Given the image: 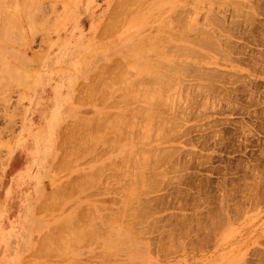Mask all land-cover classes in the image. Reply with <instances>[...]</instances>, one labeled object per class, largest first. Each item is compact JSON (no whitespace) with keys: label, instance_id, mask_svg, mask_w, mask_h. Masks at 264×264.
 <instances>
[{"label":"rangeland","instance_id":"obj_1","mask_svg":"<svg viewBox=\"0 0 264 264\" xmlns=\"http://www.w3.org/2000/svg\"><path fill=\"white\" fill-rule=\"evenodd\" d=\"M2 1L0 28L14 33L0 29V46L16 51L20 68L24 56L31 78L12 84L0 110V264H264V0H123L115 14L116 0H78L77 32L89 46L73 53V66L53 61L75 1ZM70 69L76 82L54 148L65 124L76 123L68 148H59L68 152L50 159L39 188L6 201L25 170L26 154H8L7 143L30 108L32 78L60 79ZM80 82L87 87L76 100ZM52 89L42 91L43 112L57 106ZM33 116L43 129L49 123ZM26 191L34 213L21 225Z\"/></svg>","mask_w":264,"mask_h":264},{"label":"bare ground","instance_id":"obj_2","mask_svg":"<svg viewBox=\"0 0 264 264\" xmlns=\"http://www.w3.org/2000/svg\"><path fill=\"white\" fill-rule=\"evenodd\" d=\"M2 1V0H1ZM4 1V0H3ZM2 1V2H3ZM8 1V0H7ZM10 1V0H9ZM73 1H75L74 3H76L75 4V7L73 8V6H72V8H70V6H69V8H68V6L66 7V8H68V10H67V14H66V17H65V19L63 18L62 19V21L60 22V26H61V28L62 29H64V28H66V26H67V21H68V18L69 19H71V20H73V27H72V29H71V31L69 32V34L66 32L65 33V39H64V44H63V47L61 48V52L58 54V53H56L55 54V58H54V61H53V63H59V62H68V60L70 59V61L68 62V63H70V65H72L73 66V63H72V60H73V58H74V55H73V53L75 52V51H78L80 54L81 53H83L87 48H88V46H89V44H87L88 43V41L86 40V38H85V36H84V33L81 31V29L77 32V28H78V19H77V16H78V14H79V2H78V0L76 1V0H73ZM117 1V0H116ZM121 2L122 0H118L117 2ZM126 1H128V0H126ZM133 1V0H132ZM31 2V1H30ZM36 3H37V1H35ZM131 2V1H130ZM7 3V2H6ZM90 3L91 2H89V3H87V6H90ZM114 3H115V1H114ZM122 3V2H121ZM126 3V2H125ZM33 4V3H32ZM120 4V3H119ZM0 5H1V2H0ZM5 5V4H4ZM15 5H16V3H15ZM14 5V6H15ZM116 6H117V3L115 4ZM1 6H3V4L1 5ZM25 6V5H24ZM31 6H33V5H31ZM116 6H114V7H116ZM120 6V5H119ZM114 7H113V9H112V13H113V10H114ZM1 8H4L5 9V6H3V7H1ZM15 8H17L18 9V7L16 6ZM31 8V7H30ZM29 8V9H30ZM122 8V7H121ZM3 9V10H4ZM32 9V8H31ZM30 9V10H31ZM36 9V8H35ZM74 9H76L75 10V12L74 13H72V11H74ZM117 9V8H116ZM116 9H115V12H116ZM127 9V8H126ZM1 10V9H0ZM26 10V9H25ZM119 10H120V8H119ZM119 10H118V12H119ZM16 12H18V11H16L15 10V13ZM26 12V11H25ZM32 12V11H31ZM6 13V11L4 12V17H5V14ZM111 13V14H112ZM129 13V12H128ZM31 14V13H30ZM34 14V13H33ZM38 14V13H37ZM122 14V13H121ZM11 15H13V14H11ZM16 15H17V13H16ZM25 15V14H24ZM27 15H28V13H27ZM35 15V14H34ZM125 15V14H124ZM0 16H1V14H0ZM8 16H10V14L8 15ZM117 16V15H116ZM118 16H120V15H118ZM122 16V15H121ZM7 17V16H6ZM109 17V16H108ZM115 17V16H114ZM1 18H2V16H1ZM12 18H13V16H12ZM30 18V17H29ZM28 18V16L26 17V19H27V22L29 21L30 22V20H28L29 19ZM33 18V17H32ZM39 18V17H38ZM10 19V18H9ZM8 19V20H9ZM16 18H14V19H12V20H15ZM4 20V19H3ZM10 21V20H9ZM26 21V20H25ZM41 21V20H40ZM44 22H45V20H43ZM2 22V21H1ZM4 22H5V20H4ZM4 22H2L3 24H4ZM13 22V21H12ZM12 22H10V23H12ZM58 22V21H57ZM1 23V24H2ZM6 23H8L7 21H6ZM13 23H16L15 21L13 22ZM46 23V22H45ZM26 24H28V23H26ZM31 24V23H30ZM41 24V23H40ZM39 24V25H40ZM8 25H9V23H8ZM29 25V24H28ZM32 25V24H31ZM2 26V25H1ZM4 26H5V24H4ZM3 26V27H4ZM13 26V25H12ZM3 27H1L0 29H5L6 28V26H5V28H3ZM16 27H18L17 25H16ZM15 27V28H16ZM20 27V26H19ZM18 27V28H19ZM105 27V26H104ZM103 27V28H104ZM111 27V26H110ZM10 28V30L12 29V27L10 26L9 27ZM109 28V27H108ZM8 29V26H7V28H6V30ZM102 29V28H101ZM113 29V28H112ZM9 30V29H8ZM9 30V31H10ZM19 30H20V28H19ZM74 30H76V31H74ZM99 30H100V28H99ZM0 31H2V30H0ZM13 32H11L10 31V33L12 34V33H14V30H12ZM74 31V32H73ZM6 32V31H5ZM4 32V33H5ZM17 32V31H16ZM15 32V33H16ZM106 32H107V30H106ZM106 32H104V33H106ZM3 33V32H2ZM2 33H0V35L2 34ZM18 33V32H17ZM104 33H102V34H104ZM101 34V33H100ZM14 35V34H13ZM100 36V35H99ZM105 36V35H104ZM107 36H108V34H107ZM3 38H5L4 36H3ZM15 38H17V36H15ZM64 38V35L62 36V39ZM20 39V38H19ZM16 41V40H15ZM87 44V45H86ZM20 45V44H19ZM3 47H4V49H3ZM3 47L2 46H0V51H1V55H0V61H1V65H0V110L1 109H3V110H7L8 109V101H9V94H8V89L9 88H11V86H12V84H14V86H15V83L16 82H19L17 85H19V84H21L22 86H27V84L29 83V81H30V74L28 73V70H26V66H24V64H25V60H24V56H21V63H22V67L20 68V66L18 65V64H14L13 63V61H12V58H16V57H18V55L17 54H15L16 53V51L15 50H12V49H9V48H7V46L6 45H3ZM9 47H12V46H9ZM14 47V46H13ZM6 52H7V54H6ZM5 54V55H4ZM28 61V60H27ZM117 61H120V60H117ZM123 62V61H122ZM182 62V61H181ZM120 63V62H119ZM118 63V64H119ZM27 64V63H26ZM25 64V65H26ZM28 65V64H27ZM69 65V66H70ZM112 66V65H111ZM120 66V65H119ZM28 67V66H27ZM113 67V66H112ZM114 67H115V65H114ZM113 67V68H114ZM117 67V66H116ZM115 67V68H116ZM123 67L125 68V64L123 65ZM169 67V66H168ZM106 68H107V66H106ZM112 68V69H113ZM121 68V67H120ZM120 68H119V70H120ZM169 68H171V67H169ZM112 69H110V70H112ZM127 69V68H126ZM166 69H167V67H166ZM116 70V69H115ZM118 70V71H119ZM121 71V70H120ZM124 71H126L125 69H124ZM124 71H122V72H124ZM101 72V71H100ZM115 71H113L112 73H114ZM127 72H128V70H127ZM109 73V72H108ZM126 73V72H125ZM124 73V74H125ZM131 73V72H130ZM166 73V72H165ZM97 74H99V75H101L100 73H97ZM119 74H120V72H119ZM123 74V75H124ZM129 74V73H128ZM133 74V73H132ZM147 74V73H146ZM164 74V73H163ZM111 75V74H110ZM166 75H168L167 73H166ZM59 76H62V78H60V79H58V88L56 89V91H55V94H54V96H55V98L57 99V106L53 109V110H50V111H48V112H42V91H43V89L46 87V85H48V84H50V81H51V76H48V75H45V74H43L42 76H40V75H38V76H35L34 78H32L33 80H32V82H33V88H34V91H33V95H32V97H31V99H30V108L28 109V111L26 112V114H25V116H24V119H23V123H22V127H21V130H20V132H19V134L16 136V138H15V140H14V144L13 143H10V141H8V143H7V146H8V148H9V153L8 154H13V152H15V151H21V154H26V164H25V167H24V171H19V173H17L15 176H13V178H12V180H11V183H10V185L7 187V189H6V191H5V200L6 201H9L10 199H12V195H13V191H17V192H19V194L18 195H20V192L21 191H23L24 190V187H26V186H29V185H32L33 186V188L32 189H37V188H39V186L41 185V182H42V177L45 175V173H47L48 172V170H49V168H50V159L51 158H53V156H54V143H55V138H56V136H57V132H58V127H59V125H60V123L62 122V120H63V116H64V111H63V107H64V105L69 101V98L72 96V94H73V85H74V83L76 82V77H74V76H72V81H71V83H68V72H67V70H65V71H60L59 72ZM108 76H109V74H108ZM130 76H131V74H130ZM134 76H135V74H134ZM157 76V75H156ZM170 76V75H169ZM110 77H112V76H109V78ZM118 77V76H117ZM119 77H120V75H119ZM119 77H118V79H119ZM124 77V76H123ZM132 77H133V75H132ZM132 77L129 79V77H128V79H129V81L132 79ZM153 77H154V75H153ZM121 78V77H120ZM125 78V77H124ZM177 78V77H176ZM175 78V79H176ZM103 80L105 79V77L104 78H102ZM112 79V78H111ZM140 79V81H141V79H142V81H143V78H139ZM158 79H160V80H162L161 78H159L158 77ZM102 80V81H103ZM137 80V79H136ZM157 80V79H156ZM155 80V81H156ZM94 81V80H93ZM106 81V80H105ZM115 81V80H114ZM118 81V80H117ZM131 81H134L135 82V80H131ZM157 81H159V80H157ZM156 81V83L157 84H159L160 86H161V82L160 83H158ZM166 81V80H165ZM168 81V80H167ZM169 81H171V80H169ZM108 82V81H107ZM111 82H113L112 80H111ZM106 83V82H105ZM109 83V82H108ZM142 83V82H141ZM140 83V84H141ZM144 83H146V82H144ZM170 83V82H169ZM81 84H83V83H81ZM92 84V83H91ZM118 83H116V85H117ZM130 84H131V82H130ZM138 84V83H137ZM84 85V84H83ZM110 85V84H109ZM113 85H114V83H113ZM120 85V84H119ZM146 85V84H145ZM165 85V84H164ZM164 85H162V86H164ZM86 86V85H85ZM91 86V85H90ZM111 86V85H110ZM118 86V85H117ZM13 87V86H12ZM80 87V86H79ZM87 87V86H86ZM86 87H84V88H86ZM89 87V86H88ZM93 87V86H92ZM103 87V86H102ZM105 87H107V85H105ZM111 87H113V86H111ZM110 87V88H111ZM129 87V86H128ZM169 87V86H168ZM84 88H81L82 89V91L81 92H79L80 91V88H79V90H78V93L79 94H82V92H83V90H84ZM90 88V87H89ZM100 88V87H99ZM120 88H122L121 87V85H120ZM95 89V88H94ZM140 89V88H139ZM138 89V90H139ZM93 90V89H92ZM99 90V89H98ZM101 90V89H100ZM118 90H119V88H118ZM141 90V89H140ZM86 91V90H85ZM89 91V90H88ZM151 91V90H150ZM14 92V91H13ZM152 92V91H151ZM11 93V92H10ZM87 93V92H86ZM85 93V94H86ZM96 93H97V91H96ZM103 93V92H102ZM94 94V93H93ZM99 94V93H98ZM97 94V95H98ZM145 94V93H144ZM147 94V93H146ZM149 94H151V93H149ZM83 95V94H82ZM89 95V94H88ZM87 95V96H88ZM96 95V96H97ZM100 95V94H99ZM102 95V94H101ZM103 95H104V93H103ZM86 96V97H87ZM141 96V95H140ZM145 96V95H144ZM143 96V97H144ZM150 96V95H149ZM76 97V96H75ZM85 97V96H84ZM102 97V96H101ZM146 97V96H145ZM88 98V97H87ZM91 98V97H90ZM106 99H107V97H105ZM104 98V99H105ZM100 99V98H99ZM98 98L96 99V100H99ZM102 99V98H101ZM149 99H150V97H149ZM76 100H78V99H76ZM123 100V99H122ZM75 101V100H74ZM87 101V100H86ZM105 100H103L102 102H104ZM106 102V101H105ZM104 102V103H105ZM111 102V101H110ZM125 102V101H124ZM123 103V102H122ZM100 104V103H99ZM101 104H103V103H101ZM55 105V104H54ZM118 105H119V103H118ZM109 106H111V105H109ZM116 106V105H115ZM136 108V107H135ZM135 110V109H134ZM154 110V109H153ZM156 111V110H155ZM154 111V112H155ZM134 112V111H133ZM35 113H39V116H40V118H42V116L44 115V119L45 120H47V121H49V123L45 126V128L43 129L42 128V123L43 122H40V125H39V123H37L36 125H35V120H34V114ZM106 113V112H105ZM130 113V112H129ZM107 114V113H106ZM108 114H109V112H108ZM112 114V113H111ZM139 114V113H138ZM154 114V113H153ZM2 115V114H1ZM5 115V114H4ZM113 115V114H112ZM137 115V114H136ZM139 115H141V114H139ZM152 115V114H151ZM105 116V115H104ZM118 116H120V115H118ZM142 116V115H141ZM1 117V116H0ZM102 117V115L101 116H99V118H101ZM106 117V116H105ZM114 117V116H113ZM112 117V118H113ZM134 117V116H133ZM83 118H85V117H83ZM83 118H80V119H83ZM109 118H111V117H109ZM108 118V119H109ZM111 118V119H112ZM116 118H118L117 116H116ZM79 119V118H78ZM77 119V120H78ZM94 119L95 120H97V117L95 118L94 117ZM94 119H92V120H94ZM102 119V118H101ZM104 119V118H103ZM114 119V118H113ZM77 120H75V122L77 121ZM110 120V119H109ZM118 120H121L120 118H118ZM73 121V120H72ZM72 121H70V122H72ZM107 121V120H106ZM105 121V122H106ZM68 122V121H67ZM74 122V123H75ZM78 122V121H77ZM80 122V121H79ZM114 122V121H113ZM121 122V121H120ZM89 123V122H88ZM110 123V122H109ZM115 123V122H114ZM124 123V122H123ZM66 124H68V123H66ZM66 124H65V126H66ZM76 124V123H75ZM75 124H69V125H75ZM85 124V123H84ZM91 124V123H90ZM105 124V123H104ZM103 124V125H104ZM118 124V123H117ZM120 124V123H119ZM122 124V123H121ZM134 124V123H133ZM39 125V126H38ZM68 125V126H69ZM81 124H79V126H80ZM88 125V124H87ZM109 125H111V124H109ZM116 125V124H115ZM122 125H124V124H122ZM38 126V128L36 129V127ZM105 126V125H104ZM108 126V125H107ZM152 126V125H151ZM74 127V126H73ZM86 127V126H85ZM84 127V128H85ZM90 127V126H89ZM99 127H101V129H102V126H99ZM99 127L97 128V129H99ZM106 127V126H105ZM109 128H110V126H108ZM122 127V126H121ZM120 127V128H121ZM65 128V127H64ZM67 128V127H66ZM78 128H80V127H78ZM88 128V127H87ZM91 129H92V127H90ZM104 128V127H103ZM113 128H115V127H113ZM112 128V129H113ZM118 128H119V126H118ZM136 128V127H135ZM152 128V127H151ZM2 129V128H1ZM74 129V128H73ZM75 129H76V127H75ZM89 129V128H88ZM95 129V128H94ZM97 129H96V132H98V131H100V130H98L97 131ZM111 129V128H110ZM112 129L110 130V131H112ZM150 129V128H149ZM72 130V129H71ZM70 130V132H71V134L73 135V133H72V131ZM79 130V129H78ZM106 130H107V127H106ZM115 130H116V128H115ZM114 130V131H115ZM164 130V129H163ZM62 131H64V129L62 130ZM80 131V130H79ZM79 131H77V133H79ZM109 130L107 131L108 133L110 132ZM113 131V132H114ZM120 131V130H119ZM119 131H117V132H119ZM121 131H124L123 129L121 130ZM65 132V131H64ZM69 132V131H68ZM70 132L68 133V135H70ZM82 132H83V130H82ZM95 132V131H94ZM112 132V133H113ZM75 133V132H74ZM87 133H88V131H87ZM100 133H101V131H100ZM116 133V132H115ZM122 133V132H121ZM13 134V133H12ZM65 134H66V132H65ZM86 134V133H85ZM96 134H98V133H96ZM95 134V135H96ZM137 134V133H136ZM28 135V136H27ZM29 135H33V137H32V139L31 140H29V139H27L26 137H29ZM61 135V134H60ZM72 135H71V138L70 139H72V138H74V137H72ZM76 135V134H75ZM79 135H81V134H79ZM78 135V136H79ZM92 135L93 137H96V136H100V134H98V135ZM84 136H86V135H84ZM87 136L89 137V135L87 134ZM76 137V136H75ZM81 137V136H80ZM116 137H117V135H116ZM115 137V138H116ZM141 137V136H140ZM66 138V137H65ZM79 138V137H78ZM83 138V137H82ZM82 138H81V141H86V143H87V141L89 140V138H87L88 140H86V139H84V140H82ZM92 138V137H91ZM97 138V137H96ZM95 138V139H96ZM99 138V137H98ZM102 138V137H101ZM118 138V137H117ZM116 138V139H117ZM60 139L62 140V141H64L65 142V140H63L61 137H60ZM60 139H59V142H60ZM77 139V138H76ZM75 139V140H76ZM94 139V138H93ZM92 139V140H93ZM75 140H73V141H75ZM98 140V139H97ZM112 139H110L109 140V138H108V140L107 141H111ZM68 141V137H67V140H66V143H68L67 142ZM71 141V140H70ZM78 141H79V139H78ZM96 141V140H95ZM102 141V140H101ZM89 143L88 144H91V143H93V141L90 143V141H88ZM62 143V142H61ZM70 143V142H69ZM82 143V142H81ZM85 143V142H84ZM96 143V142H95ZM111 143L112 142H110V145H111ZM58 144H60V143H58ZM65 144V143H64ZM72 144H74V143H72ZM79 144V143H78ZM97 144H98V142H97ZM97 144L96 145H94V144H92V145H94V147L95 146H97ZM66 145V147H67V144H65ZM65 145L62 147V148H64L65 147ZM75 145V144H74ZM82 145H83V143H82ZM86 145L87 144H85V147H86ZM3 147H4V144L3 145H0V158H1V155H2V153H4L3 152ZM75 147V146H74ZM78 147V146H77ZM84 147V146H83ZM90 147H91V145H90ZM33 148V149H32ZM62 148L60 149L61 151H63L62 150ZM68 148V147H67ZM80 148V147H79ZM78 148V149H79ZM86 148H88V146L86 147ZM93 148V147H92ZM70 149V148H69ZM89 149V148H88ZM87 149V150H88ZM138 149V148H137ZM67 150V149H66ZM65 150V151H66ZM83 150V149H82ZM90 150V149H89ZM61 151H60V155H59V157L60 156H62L61 155ZM63 151V156L64 155H66L67 153L66 152H68V151ZM80 152H81V150H79ZM101 151V150H100ZM136 151V150H135ZM64 152L66 153V154H64ZM69 152H70V150H69ZM83 152V151H82ZM87 151L85 150L84 152H83V154L84 153H86ZM91 152V150L89 151V153ZM72 153V152H71ZM75 152H73V154H74ZM88 153V152H87ZM78 155V154H77ZM59 157H57V158H59ZM66 157V156H65ZM68 157H69V155H68ZM73 157H76V155L75 156H73ZM11 158V157H10ZM56 158V159H57ZM72 158V157H71ZM79 158V157H78ZM98 158H99V156H98ZM2 159V158H1ZM60 159H62V158H59V160ZM77 159V158H76ZM93 160H95L94 158H92ZM70 161H71V159H69ZM67 161V162H69L70 163V161ZM91 160V159H90ZM2 161V160H1ZM62 161V160H61ZM74 161V160H73ZM76 161V160H75ZM57 162H58V159H57ZM56 162V163H57ZM67 162L65 163V166H66V164H67ZM56 163H54V164H56ZM73 163H75V162H73ZM72 163V164H73ZM86 163V162H85ZM12 162H10V164H9V167L8 168H12ZM58 166H62V165H58ZM69 166V165H68ZM57 167V166H56ZM60 167H57L58 169L60 168ZM148 167V166H147ZM96 170V169H95ZM55 171H57V170H55ZM94 172V171H93ZM95 172H97V171H95ZM102 172V171H101ZM101 172H99V174L101 173ZM85 173V172H84ZM98 173V172H97ZM90 174H91V172H90ZM80 175V174H79ZM88 175V174H87ZM86 175V176H87ZM83 176H85V175H83ZM90 176V175H89ZM88 176V177H89ZM98 176V175H97ZM110 176V175H109ZM85 182H87V181H85ZM82 185V184H81ZM84 185V184H83ZM61 186H62V184H61ZM65 186V185H64ZM64 188V187H63ZM16 194V193H15ZM59 194V193H58ZM57 194V195H58ZM63 194V193H62ZM61 194V195H62ZM30 191H26V192H24V193H22L21 194V198L23 199V203L20 205V207H21V211H20V213H21V215L19 216V219H21V225H23V224H25V221H27L28 219H30L31 217H32V215H33V213H34V209L32 208V201H31V199H30ZM64 196V195H63ZM72 196V195H71ZM50 197V196H49ZM66 197V196H65ZM70 197V196H69ZM48 198V197H47ZM50 198H52V197H50ZM64 198H62V200H63ZM46 200H48V199H46ZM55 201V200H54ZM61 201V200H60ZM46 202V201H45ZM49 203H50V201H49ZM56 203H58V202H55V204ZM62 203V202H61ZM54 204V205H55ZM59 204H60V202H59ZM43 205H44V203H43ZM49 205V204H48ZM47 205V206H48ZM46 206V205H45ZM56 206V205H55ZM59 206V205H58ZM87 206V205H86ZM54 207V206H53ZM60 208V207H59ZM47 209H48V207H47ZM50 209H52V208H50ZM55 209V208H54ZM81 209V208H80ZM4 210V209H3ZM37 210H38V208H37ZM40 210V209H39ZM38 210V211H39ZM41 210H42V208H41ZM83 210V209H82ZM91 210V209H90ZM3 212H5V211H3ZM3 212H1L0 213V216H2L3 214ZM71 219V218H70ZM72 221V220H71ZM132 221V220H131ZM136 221V220H135ZM50 229V228H49ZM27 229H23V235H22V239H25V242H28V240H30V238L29 239H27L28 237H30V234L28 235V232L27 233H25L24 231H26ZM33 237H35V236H33ZM70 238V237H69ZM27 239V240H26ZM42 240V239H41ZM70 240V239H69ZM44 241V240H43ZM25 242L23 243V247L25 246L24 244H25ZM39 243V242H38ZM76 244H77V242H76ZM70 245V244H69ZM37 246V245H36ZM39 246V245H38ZM71 246V245H70ZM69 247V246H68ZM73 248H74V246H73ZM34 253H36V250L34 251ZM43 254V253H42ZM16 256H18V255H16Z\"/></svg>","mask_w":264,"mask_h":264},{"label":"crops","instance_id":"obj_3","mask_svg":"<svg viewBox=\"0 0 264 264\" xmlns=\"http://www.w3.org/2000/svg\"><path fill=\"white\" fill-rule=\"evenodd\" d=\"M118 1V0H117ZM116 1V3H117V6L116 5H114V6H116V7H114V10H113V13L112 14H115V9L117 8H119V5H121L122 3L121 2H123V0L120 2H117ZM120 3V4H119ZM116 9V10H117ZM102 68V67H101ZM100 68V69H101ZM71 71V73L70 72H68V74L72 77V76H74L75 77V75H73V73H72V69H70ZM100 71H102V70H100ZM101 73V72H100ZM58 74V73H57ZM98 76H99V74H98ZM55 79V81H54V83H52V81ZM58 78L57 77H55V78H53V77H51V81H50V84H52L53 85V91H54V93H53V95L55 94V91H56V89L58 88V80H57ZM81 83H83V84H81ZM86 84H85V82H80L79 83V85H78V90H79V88H80V91L79 92H81L82 91V89L81 88H84V87H86L85 86ZM80 86V87H79ZM86 88H84V90H85ZM84 90H83V92H84ZM82 94H79L78 93V96H77V98H78V100H81V98H82ZM43 112V111H42ZM72 124V123H71ZM60 126V125H59ZM73 126L74 125H66L65 126V128H63L64 129V131L66 132V134H65V132L64 131H61V135H60V137L63 139V140H65V142L64 141H62L61 139H60V142L58 141V143H60V144H58V150H57V153L55 154V152H54V156H53V158L56 156V158L57 157H59V155H60V151H59V148H60V146H62V145H65V144H69V142H70V138H71V132H70V130L72 129L73 130ZM67 127V128H66ZM58 130H59V127H58ZM71 130V131H72ZM70 132V135H68V133ZM57 135H58V132H57ZM57 137V136H56ZM66 137V138H65ZM67 137H68V143H66V140H67ZM70 137V138H69ZM55 141H56V138H55ZM62 142V143H61ZM65 143V144H64ZM54 148H55V143H54ZM55 150V149H54ZM61 155H62V152H61ZM59 158H62V156H60ZM59 158H57L58 160H59ZM57 159H55L56 161H57ZM51 160H52V158H51ZM33 204V203H32ZM32 208L34 209V205H32Z\"/></svg>","mask_w":264,"mask_h":264}]
</instances>
